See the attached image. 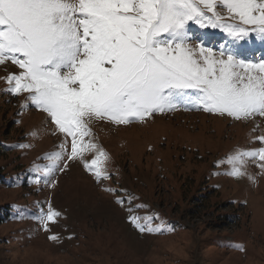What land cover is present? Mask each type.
Listing matches in <instances>:
<instances>
[{"label":"rangeland","instance_id":"374dc122","mask_svg":"<svg viewBox=\"0 0 264 264\" xmlns=\"http://www.w3.org/2000/svg\"><path fill=\"white\" fill-rule=\"evenodd\" d=\"M191 27L208 34L207 46L226 39L219 29ZM239 43L250 58L264 55L255 35ZM18 70L0 65V77ZM7 87L0 79V143L8 145L0 172L14 175L20 192L1 182L0 205L31 203L21 219L0 224V264H264V173L249 160L255 183L234 179L221 163L236 149L261 146L253 138L264 134V117L243 121L181 108L144 123L97 121L92 128L109 155V178L98 182L81 161H69L52 187L34 169L64 138L35 106L21 108L25 94ZM21 192L28 195L19 199ZM49 202L61 215L46 231L35 217ZM130 215L152 217L141 223L161 230L141 232ZM53 234L59 238L49 239Z\"/></svg>","mask_w":264,"mask_h":264},{"label":"snow or ice","instance_id":"6c2138e0","mask_svg":"<svg viewBox=\"0 0 264 264\" xmlns=\"http://www.w3.org/2000/svg\"><path fill=\"white\" fill-rule=\"evenodd\" d=\"M192 25L219 29L226 39L207 46L208 34ZM253 35L264 40V0H0V65L19 69L0 79L12 95L25 94L21 108L35 106L64 138L34 170L54 187L56 173L79 160L98 182L108 179L97 121L144 123L181 108L264 117V55L250 58L239 43ZM253 139L261 146L221 161L229 165L225 175L255 183L249 160L264 173V134ZM60 215L49 202L35 219L48 231ZM141 219L152 217L129 216L141 232L161 230Z\"/></svg>","mask_w":264,"mask_h":264},{"label":"trees","instance_id":"16d2710c","mask_svg":"<svg viewBox=\"0 0 264 264\" xmlns=\"http://www.w3.org/2000/svg\"><path fill=\"white\" fill-rule=\"evenodd\" d=\"M8 142V140H7ZM8 150V145H3L2 143H0V153L4 154V152H7ZM3 172H0V183L2 182L4 185L9 186L10 188H13L15 190H17L18 192H20V188L16 187L17 185V181L15 180V176H7L6 174H2ZM22 174V171L19 172L17 174L18 177H20ZM4 176V179H2V177ZM28 194L26 193H22L19 196V199L26 197ZM31 203L30 200L24 201V206L29 205ZM23 203L20 201L19 202V206L13 208L12 206H10L8 204V202H5L3 204L0 205V224H2L4 221L10 219L11 217H15V218H19L21 219L22 214L21 213L23 211Z\"/></svg>","mask_w":264,"mask_h":264}]
</instances>
